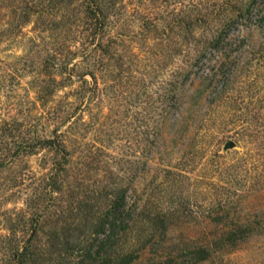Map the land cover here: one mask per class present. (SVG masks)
I'll list each match as a JSON object with an SVG mask.
<instances>
[{
    "label": "rangeland",
    "instance_id": "1",
    "mask_svg": "<svg viewBox=\"0 0 264 264\" xmlns=\"http://www.w3.org/2000/svg\"><path fill=\"white\" fill-rule=\"evenodd\" d=\"M100 1L93 36L86 0H0V124L27 140L63 133L80 197L112 176L126 188L140 262L243 224L251 236L211 264H264V0ZM232 4L239 15L223 17ZM222 25L227 45L190 68ZM57 160L39 150L0 168V235ZM157 216L167 234L142 249Z\"/></svg>",
    "mask_w": 264,
    "mask_h": 264
},
{
    "label": "trees",
    "instance_id": "2",
    "mask_svg": "<svg viewBox=\"0 0 264 264\" xmlns=\"http://www.w3.org/2000/svg\"><path fill=\"white\" fill-rule=\"evenodd\" d=\"M100 2L86 0L85 11L93 26V36L106 26L105 12ZM236 12L239 15L240 8L229 5L223 17ZM193 30L192 27L189 29L191 35L194 34ZM224 31L225 26L222 25L215 34L206 37L201 51L191 49L190 68L194 66V59L202 53L213 54L227 45ZM92 41L89 43V53L103 52L101 41ZM67 77L70 78L68 72ZM9 128L5 123L0 124V135L8 132L12 140L16 139L13 149L0 147L4 152L0 168L6 167L9 160L32 156L39 150L56 153L60 160L52 163L43 174L40 185L34 188L33 193L26 195L23 206L12 211V216L6 219L5 233L0 235V264H211L251 236L247 225L237 224L203 244L189 243L183 248L169 251L163 258L142 263L140 251L128 247L134 245L132 225L135 220L134 212L127 204V189L112 176V181L106 186L85 192L80 197L81 188H73L67 182L70 153L63 142V133L57 140L52 137L27 140L15 136L13 129L9 132ZM169 220L165 216L149 219L152 229L142 249L151 244L157 232L163 236L167 234Z\"/></svg>",
    "mask_w": 264,
    "mask_h": 264
},
{
    "label": "water",
    "instance_id": "3",
    "mask_svg": "<svg viewBox=\"0 0 264 264\" xmlns=\"http://www.w3.org/2000/svg\"><path fill=\"white\" fill-rule=\"evenodd\" d=\"M234 147V144L232 142H227L224 147H223V150L226 151L228 149H232Z\"/></svg>",
    "mask_w": 264,
    "mask_h": 264
}]
</instances>
